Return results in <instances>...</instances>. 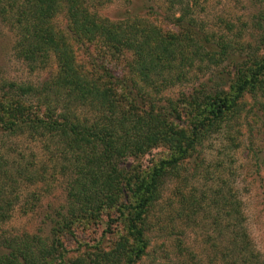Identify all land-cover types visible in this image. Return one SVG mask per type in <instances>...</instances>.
Segmentation results:
<instances>
[{"label":"trees","instance_id":"16d2710c","mask_svg":"<svg viewBox=\"0 0 264 264\" xmlns=\"http://www.w3.org/2000/svg\"><path fill=\"white\" fill-rule=\"evenodd\" d=\"M108 1L0 0V22L15 32V55L30 70L46 67L52 55L56 62V71L38 84L0 85V222L24 195V182L67 179L65 205L56 217L46 214L54 222L50 233L0 236V264H96L83 254L67 255L62 238L81 223L101 222L103 215L108 222L119 220L123 232L110 251H97L101 264H142L150 244L149 215L165 184L175 179L170 230L175 220L191 227L199 225L200 214L210 216L224 242L211 262L264 264L221 161L211 168L203 157L213 136L230 138L226 129L246 110V95L251 106L264 109V35L261 46L242 58L232 49L241 50V44L204 33L192 12L197 0H164L172 11L169 30L137 15L116 20L99 15L97 7ZM59 16L65 27L58 26ZM98 43L116 54L129 52L125 67L138 82L116 75L108 59L99 69L90 63V70L77 62L74 44L97 48ZM195 61L198 71L204 61L208 69L210 63L217 67V76L208 78H215L214 84L202 81L163 101L145 89L161 93L188 82ZM14 136L36 141L45 155L37 160L33 152L7 147L4 139ZM159 146H166L167 154L146 167L120 166L126 157L137 160ZM29 196L24 212L34 210L43 194L32 190ZM109 210L117 216L111 219Z\"/></svg>","mask_w":264,"mask_h":264},{"label":"rangeland","instance_id":"374dc122","mask_svg":"<svg viewBox=\"0 0 264 264\" xmlns=\"http://www.w3.org/2000/svg\"><path fill=\"white\" fill-rule=\"evenodd\" d=\"M196 3L192 12L199 25L203 26L205 34L214 33L215 38L225 35L233 41L234 47L236 44H241V50L232 48L235 56L241 53L243 58L245 53L252 52V49L258 45L261 46V42L258 41L264 35V0H197ZM166 6L164 0H109L98 6L97 12L112 20L127 15H137L148 18L164 30H169L174 25L172 11H169ZM174 13L177 15L178 10ZM58 18V26L65 27L64 18L61 16ZM14 42L15 32L0 22V85L7 81L38 84L56 71L53 55L48 59L46 67L30 70L15 55ZM97 46L95 48L92 45L86 47L74 44V56L77 62L86 69L91 68L90 63L95 64V69H99V65L108 59L107 65L116 75L129 77L138 82L137 76L125 67L129 59H132L129 52L116 54L110 47H104L101 44ZM199 63L195 61L193 71L186 75V77L189 76L186 78L188 82L181 80L174 86L165 88L161 93L145 89L152 92V98L161 101L164 98H175L180 91H190L193 86H199L202 81H206V84H214L215 78L213 80L208 78L217 76V67L210 63L208 69L204 61L201 62L202 69L198 71L196 66ZM229 69L225 67V77ZM244 98L246 110L238 121L231 120V126L226 129L230 138L221 133L213 136L204 147L203 157L205 164L210 163L211 168H214L215 160L221 161L223 174H227L231 186L241 201L242 213L245 216L244 225L252 244L264 255V109L259 106L256 108V105L251 106L252 100L248 95ZM4 140L7 147H15L26 154L35 153L37 160L45 155L36 141L24 136L6 137ZM166 151V146L155 147L137 160L126 157L120 166L128 169L136 165V162H140L143 167H146L151 161L164 157L167 154ZM66 180L58 176L46 177L44 183L24 182L21 187L24 195L21 196L19 203L13 206L10 216L0 222V236L19 235L23 232L44 235L50 233L54 222L51 218H47L46 214L56 217V209L65 205ZM177 184V179L169 180L162 189L159 201L151 210L148 218L150 244L147 253L139 262L142 264H214L213 261L211 262V256L223 249L224 242L219 229L217 232L212 229L210 216L204 217L200 214L199 225L191 227L175 220V225L170 230V216L175 205L174 189ZM197 187L203 188L200 183ZM32 190L41 191L43 196L34 210L24 212L22 208L24 201L30 198L29 194ZM109 213L111 219L117 216L112 210H109ZM108 220L109 218L103 215L101 222L77 225L73 229V235L62 238L67 255L83 254L88 260L93 258L91 261L101 264L103 258L97 255V251H110L123 232L119 220L109 222ZM207 223H210L207 230L208 237L205 234ZM94 251H96L94 256L87 254ZM104 262L111 264L106 260Z\"/></svg>","mask_w":264,"mask_h":264}]
</instances>
